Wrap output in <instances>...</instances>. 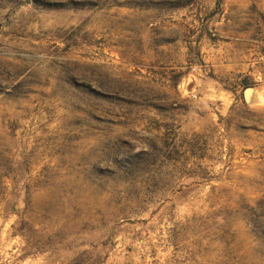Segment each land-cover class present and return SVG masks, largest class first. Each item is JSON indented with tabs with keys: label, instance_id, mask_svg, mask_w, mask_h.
<instances>
[{
	"label": "rangeland",
	"instance_id": "obj_1",
	"mask_svg": "<svg viewBox=\"0 0 264 264\" xmlns=\"http://www.w3.org/2000/svg\"><path fill=\"white\" fill-rule=\"evenodd\" d=\"M0 264H264V0H0Z\"/></svg>",
	"mask_w": 264,
	"mask_h": 264
},
{
	"label": "water",
	"instance_id": "obj_2",
	"mask_svg": "<svg viewBox=\"0 0 264 264\" xmlns=\"http://www.w3.org/2000/svg\"><path fill=\"white\" fill-rule=\"evenodd\" d=\"M251 91H252V88H251V87H249V88H247V89L245 90V96H246V98H249V96H250V94H251Z\"/></svg>",
	"mask_w": 264,
	"mask_h": 264
},
{
	"label": "bare ground",
	"instance_id": "obj_3",
	"mask_svg": "<svg viewBox=\"0 0 264 264\" xmlns=\"http://www.w3.org/2000/svg\"><path fill=\"white\" fill-rule=\"evenodd\" d=\"M256 91H257V90H256V88H255V89H254V93H256Z\"/></svg>",
	"mask_w": 264,
	"mask_h": 264
}]
</instances>
